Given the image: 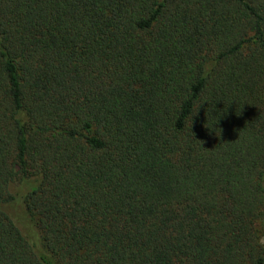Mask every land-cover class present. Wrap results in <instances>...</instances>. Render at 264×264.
Masks as SVG:
<instances>
[{
    "label": "trees",
    "instance_id": "1",
    "mask_svg": "<svg viewBox=\"0 0 264 264\" xmlns=\"http://www.w3.org/2000/svg\"><path fill=\"white\" fill-rule=\"evenodd\" d=\"M0 264H264V0H0Z\"/></svg>",
    "mask_w": 264,
    "mask_h": 264
}]
</instances>
